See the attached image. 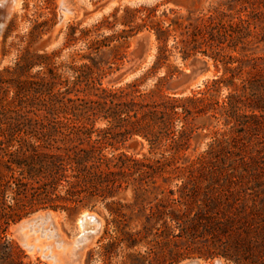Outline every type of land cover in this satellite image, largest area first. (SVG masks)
<instances>
[{"label": "trees", "instance_id": "trees-1", "mask_svg": "<svg viewBox=\"0 0 264 264\" xmlns=\"http://www.w3.org/2000/svg\"><path fill=\"white\" fill-rule=\"evenodd\" d=\"M222 2L234 16L210 14L200 28L204 53L222 73L199 94L142 93L137 85L112 90L93 61L70 67L72 83L53 69L17 85L0 76V245L13 247L4 231L31 213L72 215L101 202L115 234L110 245L123 236L127 250L147 249L129 255L130 264H264V0ZM173 24L152 25L159 61ZM189 50L197 49L183 47L186 56ZM24 69L16 64L17 73ZM203 116L222 118L223 127L212 130L203 155L189 160L191 141L212 126L198 122ZM133 137L160 157L119 151ZM175 180L174 189L165 188ZM130 187L134 201L123 203L118 196Z\"/></svg>", "mask_w": 264, "mask_h": 264}, {"label": "rangeland", "instance_id": "rangeland-1", "mask_svg": "<svg viewBox=\"0 0 264 264\" xmlns=\"http://www.w3.org/2000/svg\"><path fill=\"white\" fill-rule=\"evenodd\" d=\"M64 9L66 12L61 21ZM221 13L234 16L235 10H230L222 0H15L0 33V76L3 81L12 83L10 85H17L18 82L24 83L29 76L39 74L42 69H53L72 83L74 73L71 66H91L94 62L102 70V85L112 90L137 85L142 93L159 89L162 95L171 97L199 94L222 73V65L204 53H209V49L200 30L204 24L202 19ZM228 19L226 17L224 21ZM182 20H186L184 27L176 24ZM157 22L163 27L174 23L160 61L152 28ZM96 41L104 43L99 47L93 45ZM183 47L197 50H189L186 56ZM259 54L264 56V44H260ZM40 61L43 62L41 65L35 64L26 71L25 65ZM17 63L25 68L19 73L15 71ZM227 92L225 87L221 89L220 100ZM207 121L211 128L191 141L185 158L193 160L203 155L213 140L212 130L223 127L222 118L208 120L203 116L198 119V122ZM105 126V122L97 124V127ZM119 151L136 158L160 157V154H151L147 142L140 137L128 140ZM158 183L163 184L161 179ZM176 183L179 182L175 180L165 188L174 189ZM133 194L130 187L118 198L123 203L132 204ZM126 212L132 217L130 228L137 229L139 222L134 214ZM46 213L51 214L52 224L46 222L25 231L26 246L34 247L27 251L17 227L37 214ZM85 213L97 216L102 228L91 241L78 243L81 233L78 219ZM107 219L111 220V217L101 202L72 215L50 209L31 213L11 223L4 231L5 240L13 247L0 245V264H130L129 255L145 253V246L127 250L123 246V236L119 243L110 245L115 234L111 225L106 227ZM14 247L23 256L18 257ZM50 252L55 259H45ZM191 260L200 259L180 263ZM216 260L234 264L224 259ZM216 260L200 261L214 264Z\"/></svg>", "mask_w": 264, "mask_h": 264}, {"label": "water", "instance_id": "water-1", "mask_svg": "<svg viewBox=\"0 0 264 264\" xmlns=\"http://www.w3.org/2000/svg\"><path fill=\"white\" fill-rule=\"evenodd\" d=\"M12 6H13V0H1L0 1V33H1V30L3 29V27L5 26L8 18L10 17V11H11ZM65 12H66L65 9L62 10V13L60 15L61 21L64 17ZM45 216L47 218V216H49V214L46 213ZM42 218H43L42 215L37 214L35 216V218L30 219L24 223H20L19 226L17 227L16 231L20 232L22 230V228L24 227V225H26L27 223L33 222L34 224H37ZM78 222L82 226L80 235L82 237L86 236V238L90 239V241L95 236H97L101 231L99 220L93 214L85 213V214L81 215L78 219ZM27 251H30V248ZM45 259L48 260V258H45ZM180 264H202V263L200 260H191V261L183 262ZM214 264H224V263L220 260H216Z\"/></svg>", "mask_w": 264, "mask_h": 264}, {"label": "bare ground", "instance_id": "bare-ground-1", "mask_svg": "<svg viewBox=\"0 0 264 264\" xmlns=\"http://www.w3.org/2000/svg\"><path fill=\"white\" fill-rule=\"evenodd\" d=\"M14 1L15 0H13V4H14ZM12 9V8H11ZM49 214V213H48ZM40 215H42L43 216V218L37 223V224H34L33 222H31V223H27L26 225H24V227L22 228V230L20 231V232H18L20 235H21V237H22V239L24 240V245L26 246L27 245V241H26V233H25V231L27 230V229H29V230H32L33 229V227L35 226V225H43L44 223H46V222H52V216H51V214H49V216H47V218H46V216H45V214H40ZM97 217V216H96ZM97 219H98V217H97ZM99 220V219H98ZM28 221V220H27ZM26 222V221H25ZM24 223V222H23ZM99 223H100V228H102V225H101V222H100V220H99ZM52 224V223H51ZM78 224H79V222H78ZM79 228H80V230L82 229V226L79 224ZM98 228V227H97ZM90 239H87L86 238V236L85 237H82L81 235L78 237V239H77V241H78V243H83V242H85V241H89ZM27 247V249H29L30 248V251H32L33 250V246H31V245H28V246H26ZM46 258H48V259H54V257H53V255H51V252L49 253V255L48 256H46Z\"/></svg>", "mask_w": 264, "mask_h": 264}, {"label": "flooded vegetation", "instance_id": "flooded-vegetation-1", "mask_svg": "<svg viewBox=\"0 0 264 264\" xmlns=\"http://www.w3.org/2000/svg\"><path fill=\"white\" fill-rule=\"evenodd\" d=\"M54 257V259H55V256H53Z\"/></svg>", "mask_w": 264, "mask_h": 264}]
</instances>
